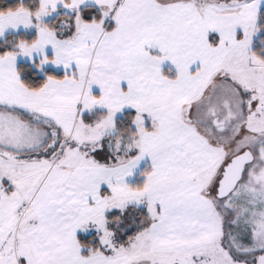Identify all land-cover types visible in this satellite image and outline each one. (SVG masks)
<instances>
[{
	"label": "snow or ice",
	"instance_id": "6c2138e0",
	"mask_svg": "<svg viewBox=\"0 0 264 264\" xmlns=\"http://www.w3.org/2000/svg\"><path fill=\"white\" fill-rule=\"evenodd\" d=\"M0 264H264V0H0Z\"/></svg>",
	"mask_w": 264,
	"mask_h": 264
}]
</instances>
